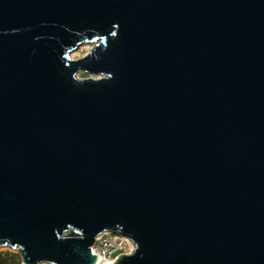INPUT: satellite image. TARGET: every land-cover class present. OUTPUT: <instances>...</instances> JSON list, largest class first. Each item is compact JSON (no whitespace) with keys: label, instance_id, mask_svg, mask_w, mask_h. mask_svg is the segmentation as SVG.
I'll use <instances>...</instances> for the list:
<instances>
[{"label":"water","instance_id":"1","mask_svg":"<svg viewBox=\"0 0 264 264\" xmlns=\"http://www.w3.org/2000/svg\"><path fill=\"white\" fill-rule=\"evenodd\" d=\"M102 226L117 264H264V0H0V246L90 264Z\"/></svg>","mask_w":264,"mask_h":264},{"label":"clouds","instance_id":"2","mask_svg":"<svg viewBox=\"0 0 264 264\" xmlns=\"http://www.w3.org/2000/svg\"><path fill=\"white\" fill-rule=\"evenodd\" d=\"M114 24L117 26L116 23H114ZM117 29H118V26H117ZM90 31L94 32L95 30H90ZM117 31H112L111 37H116ZM37 39H39V37H37ZM97 58H99L98 55H97ZM103 72H105V71H103ZM107 73H108L107 77H105L103 79L94 80V81L107 80V79L112 78V73L111 72H107ZM71 78L75 83H83L85 81H88V80L78 79L72 73H71ZM91 81H93V80H91ZM117 224L118 223H115L114 225H111V227L114 228ZM65 228L66 227H64L60 231L53 229L54 233L56 234L57 239H60V240H64V239H80V240H83L85 238L83 232H81V234L78 238L74 237V236H70L67 233V231L65 230ZM103 230H104V226L100 227L99 230H97L98 234L95 236V244L92 247L91 251H89V249L87 247L88 256L89 257H95L94 261L92 259L90 260V264H115L116 259H119V256L117 255L118 252L125 253L127 255V257H132V256L136 255V253L139 251L140 244L135 238H134L136 240L135 244H125L122 247H113L110 244L105 243L104 238L100 234V232H102ZM126 233H128L130 236L134 237V235L131 232H126ZM21 245H23V244L19 242L18 244L13 245L9 249V251L16 253L17 258L20 261V264H24L23 259L20 258V256H19V248ZM24 250H25V247H24ZM74 251H76V249H74ZM143 256H144V253L139 252L138 259H143ZM44 259L45 258L36 259V260L32 261L31 264H36L37 261H42ZM47 264H59V262L55 259H47Z\"/></svg>","mask_w":264,"mask_h":264},{"label":"rangeland","instance_id":"3","mask_svg":"<svg viewBox=\"0 0 264 264\" xmlns=\"http://www.w3.org/2000/svg\"><path fill=\"white\" fill-rule=\"evenodd\" d=\"M94 44H95L94 42H91V43H84V44L80 45L75 51L70 53V57L72 59L81 58L82 56H84L85 54H87L89 52L90 48ZM76 76L80 79L91 78V77L97 78L98 77V76L89 75L88 73H85V72H78L76 74ZM110 235H112V234H110ZM120 240L122 241L119 244L120 247H122L125 244H128V243H126V241H124L122 239H120ZM10 248L11 247H9V246H0V257L3 258L4 260H7L8 264H15V263L20 264L19 259L17 257H15V256H17V254L9 251ZM19 256L21 258L20 252H19ZM40 264H46V263H40Z\"/></svg>","mask_w":264,"mask_h":264},{"label":"built area","instance_id":"4","mask_svg":"<svg viewBox=\"0 0 264 264\" xmlns=\"http://www.w3.org/2000/svg\"><path fill=\"white\" fill-rule=\"evenodd\" d=\"M110 234H112V235H110ZM101 235L104 238L105 243H108L113 247H120L119 244L122 242L120 239L126 241V243H128V244H132V242L130 240H128V239H126V238H124V237H122L116 233L105 232V233H101ZM94 244H95V241H94L93 245L90 247V251H91L92 247L94 246ZM120 253L121 252H118L117 255H119ZM115 264H117V262H115Z\"/></svg>","mask_w":264,"mask_h":264},{"label":"trees","instance_id":"5","mask_svg":"<svg viewBox=\"0 0 264 264\" xmlns=\"http://www.w3.org/2000/svg\"><path fill=\"white\" fill-rule=\"evenodd\" d=\"M17 257V256H15ZM0 264H8L7 260H4L3 258L0 257ZM18 264V263H15Z\"/></svg>","mask_w":264,"mask_h":264}]
</instances>
